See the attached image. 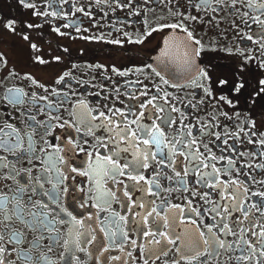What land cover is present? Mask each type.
Masks as SVG:
<instances>
[{"label":"flooded vegetation","instance_id":"1","mask_svg":"<svg viewBox=\"0 0 264 264\" xmlns=\"http://www.w3.org/2000/svg\"><path fill=\"white\" fill-rule=\"evenodd\" d=\"M25 3L35 7L0 0V159L8 164L0 168V196L9 198L0 219L16 217L11 198L22 189L26 218L0 224L4 264H264V242L257 236L264 231V199L254 195H264V29L253 19L264 20V0H208L207 7L201 0ZM169 25L187 29L191 40ZM13 96L19 103L11 102ZM149 99L164 110L143 108ZM116 110L136 115L118 117ZM141 111L144 118L133 125L138 138H144L140 127L158 121L164 144L185 154L173 153L174 165L169 147L161 156L153 145L147 167L133 170L128 162L136 159L134 151L144 154L142 144L125 138L117 147L101 120L93 122L99 128L80 123L85 113L123 123L136 121ZM170 118L175 124L168 127ZM181 124L191 136L179 131ZM181 137L192 142L190 149L177 144ZM125 148L119 158L113 155ZM110 155L127 167L118 183L101 171L99 158ZM192 157L214 165L218 176L212 167L199 176L224 187L201 186ZM130 175L148 183L136 184ZM101 192L111 196L102 201ZM238 194L242 199L225 198ZM34 215L45 217L40 223L47 228L33 230ZM209 227L231 251L219 249Z\"/></svg>","mask_w":264,"mask_h":264},{"label":"snow or ice","instance_id":"2","mask_svg":"<svg viewBox=\"0 0 264 264\" xmlns=\"http://www.w3.org/2000/svg\"><path fill=\"white\" fill-rule=\"evenodd\" d=\"M19 2L25 8H34L35 7L34 5H31L29 3H25V0H19ZM96 2L99 3V0H96ZM131 2H134V0H131ZM201 4H202V6L207 7L208 6V0H201ZM232 7H235V5L233 4ZM77 11L83 12V9H77ZM261 15H264V11L261 12ZM253 19H254L256 24L260 25V27L262 29H264V20H261L259 16H254ZM5 27L8 30L12 31V30H14V23H8V24L5 25ZM168 27L176 28V29H179L180 31L186 32L188 40H191V35L192 34L190 32H187V29L182 28L180 25H169ZM162 30L163 29H156V31H162ZM262 34H264V33H262ZM148 35H151V33H149ZM248 39H251V37H248ZM142 42L143 41H137V43H142ZM193 43H198V42L193 41ZM185 59H187V58H185ZM113 71H115V70H113ZM116 74L117 75H131V73H123V74L122 73H116ZM157 75H159V73H157ZM201 76L203 78H206V76L203 73L201 74ZM165 83H167V81H165ZM239 87H243V85H240ZM157 91H159V89H157ZM238 91H239V89H237V92ZM209 95H211V93H209ZM129 99H131V97H129ZM136 99H140V97H136ZM164 101L167 102V96L164 97ZM11 102L19 103V98L13 96V97H11ZM225 102L228 103L229 106H232L230 101H225ZM81 107H83V106H81ZM142 107L145 108V109H148V108L157 109V104H156V102L153 99H149L146 104L142 105ZM163 110L164 109L161 107V108L157 109V112L159 113V112H162ZM171 111L175 112V111H178V110L173 108V109H171ZM129 114L136 115V112L124 113V112H119V110H116V115L118 117H127ZM142 118H144V112L143 111L139 112V116H138L136 121L126 120L123 123H121V122L109 123L108 121L111 119V117L110 116H105L103 113H100L98 116H91L89 113H85L81 117L80 123L86 125L88 128H93V127L99 128L100 125H94L93 122L96 121V120H101L103 122V126L106 129H108L110 135H112L116 139L117 147L119 146V144L121 142L125 141V138H126V142L127 143L134 144V142H135L136 144H142L144 146V149L142 150V152L144 154H141V152H135L134 151L133 155L136 157V159L133 160V161H129L128 162L130 165L134 166L133 170H135V169H145L147 167V161L149 160V155L147 154V150L150 149L153 145L156 146L157 151L159 152V154L161 156H164L163 149L165 147H169L168 145L164 144L165 136H164V133L161 131L162 125L156 120H153V126L140 127L139 131L144 133V138H142V139L138 138V133H137L136 130L133 129V125L134 124H138L139 120L142 119ZM174 124H175V120L170 118L169 121H168V124L166 126L171 127ZM252 127H255V125H252ZM117 129H119L120 131H117ZM179 131L180 132H185V134L187 136H191V132L190 131H186L182 124L179 126ZM241 131H243V130H241ZM237 135H239V134H237ZM17 139H18V137H17ZM216 139L219 140L220 137L217 136ZM181 141H183V142H181ZM69 144H71V141H69ZM177 144H179L181 148L190 149L192 142H190L188 140H185L183 137H181L179 140H177ZM134 146H135V144H134ZM12 147H18V145L12 146ZM73 147H75V145H73ZM127 151H129V149H127V148L120 149L116 153H114L113 155H115L117 158H119L120 155H121V152H127ZM196 151H199V149L197 148ZM173 153L175 155H179V156H184L185 155L183 151L177 152L174 147H169V155L167 156V159H169L172 162L173 165L175 164V161L172 159V154ZM262 155H264V154H262ZM187 158L188 157H186V159ZM151 159L153 161H156L157 164H159V161L156 160V153H152L151 154ZM192 159H193L194 162L197 163V168L193 170V174L194 175L199 176V172L202 171L203 168L212 167L213 168V174L218 176V172L215 170V166L214 165L210 166V165L207 164L206 161H198V160H196L195 157H192ZM209 159L215 160V157L211 156V157H209ZM99 160L103 161V168L101 169L102 174L105 177H107L108 174L111 173V178L118 183L119 181H118L117 178L120 175H122L124 171L127 170V167L126 168H121L119 163H114L112 155L108 156L107 158L101 157V158H99ZM228 163L229 164H233L234 162L233 161H228ZM162 166L167 168L169 165L168 164H164ZM6 167H8V164L6 162H4L2 159H0V168H6ZM72 171H75V169H73ZM80 175H84V173H80ZM225 175H227V172H225ZM3 178H4L3 176H0V179H3ZM128 179L133 180L136 184H140L141 182H144L145 184L148 183L147 181L144 180L143 176H138L137 177V176H131L130 175L128 177ZM199 180L204 182L201 185L203 187H212V186H215L217 188H223L224 187L223 181L216 180L213 183H208L207 182V180H208L207 176H199ZM97 182H99V181H97ZM235 183H236L235 181H232V184H235ZM259 183L264 184V181H260ZM237 188H239V185H237ZM3 190H4L3 187H0V192H2ZM23 191L24 190L22 189L20 193H15L14 197L11 198V199H13L15 201V203L18 206L16 208V213H17L16 217L15 218H9L7 221H5L3 219H0V224L7 223V222H12V221L21 222V223L25 222L26 218H25V215H24L23 205L20 204V199L22 198ZM149 194L156 195L155 192H150ZM254 195L260 196L261 199H264V195H262L261 193H254ZM109 196H111V193L101 192L100 199L102 201H104ZM238 197H239V194H238L237 197H225V198L229 199V200H236V199H238ZM239 198L242 199V197H239ZM128 199L131 200V197L129 196ZM8 203H9V198L0 196V210H2L4 212H7ZM132 207H143V204L132 205ZM252 207L255 208L256 206L252 205ZM189 210H191V209L189 208ZM234 210L235 211H242L243 209L240 208V207L234 206ZM180 211L182 212V211H184V209H180ZM223 211L227 212L228 209L224 208ZM153 212H154V209L149 210V212L146 215H152ZM262 215H264V213H262ZM44 219H45V217H43V216L37 217V216L34 215L31 218V224H32L33 230L39 229L42 226L47 228V224H43L42 225L40 223V221H43ZM160 219H164V218H160ZM219 219L221 221H225V220L228 219V217L221 215L219 217ZM181 222L182 223H185V222L186 223H193L192 221H181ZM144 223L147 224V220H145ZM239 223H242V222H239ZM81 224H82V221L81 222H77V226H76L77 235H76V237H75V239L73 241V243L75 245H77V246L79 245V240H80V237H79V226ZM163 227H167V224L165 223L163 225ZM197 227H199V226H197ZM220 227H222V225H220V224L216 225V228H220ZM249 230H245L244 228H239L238 231L240 233L247 234V231H249ZM49 231H53V230L49 229ZM207 231L209 233H212L211 239L218 245L219 249L227 250V251H231L232 250V246L231 245H228V244H226L224 242H221V241L216 239V231H215L214 228L209 227L207 229ZM232 231L233 230L231 228H228L226 230V234L230 235L232 233ZM148 235L149 236H155L156 233L153 232V231H149ZM161 235H162L163 239L168 244H173L174 243V240L169 239L166 233H161ZM199 235H200L201 238H203L204 233H200ZM257 236L260 238V240L262 242H264V231H261V232L257 233ZM3 239H4V236L2 234H0V242H2ZM16 240L17 241L19 240V234H16ZM203 244L204 245H208L209 241L207 239H204L203 240ZM188 246H189L190 249L193 247V245L191 243H189ZM247 247L252 250L253 255L256 254V250H255L254 245L248 244ZM3 251H4L3 249H0V252H3ZM204 254L207 255L208 253L205 252ZM259 255L264 257V251H261L259 253ZM238 259L241 260V261H244V257L243 256L238 257ZM249 259H252V257L250 256ZM0 264H4V260H3L2 257H0ZM244 264H247V261H244ZM257 264H259V262H257Z\"/></svg>","mask_w":264,"mask_h":264}]
</instances>
